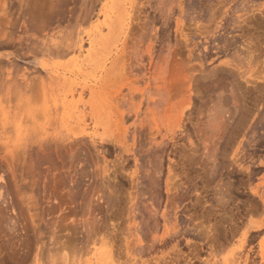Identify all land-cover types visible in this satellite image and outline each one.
I'll list each match as a JSON object with an SVG mask.
<instances>
[{
	"label": "rangeland",
	"instance_id": "374dc122",
	"mask_svg": "<svg viewBox=\"0 0 264 264\" xmlns=\"http://www.w3.org/2000/svg\"><path fill=\"white\" fill-rule=\"evenodd\" d=\"M50 1L0 0L5 61L30 23L83 40L37 57L54 90L0 80L2 138L57 145L0 155V264H264V0H73L47 33Z\"/></svg>",
	"mask_w": 264,
	"mask_h": 264
},
{
	"label": "bare ground",
	"instance_id": "6f19581e",
	"mask_svg": "<svg viewBox=\"0 0 264 264\" xmlns=\"http://www.w3.org/2000/svg\"><path fill=\"white\" fill-rule=\"evenodd\" d=\"M27 2H28V3H26L27 7L25 5H24V7L27 8L25 10H27V12H28L30 10L29 9L30 0L29 1L27 0ZM75 4H76V2L73 1V0H55L53 2L50 1L49 5H51L50 7H51V9L53 11V13H51V24H50L51 28H49V25H47V26H45L44 31L46 30L45 32H47V33L49 31L52 32V31H54V30H52L54 26H56V25L60 26L61 24L70 23L71 20H72V16H73L74 10H76V9H74ZM23 22H24L23 26H26L27 24L25 25V23L28 22V21H24V16H23ZM29 26H30V28H29ZM29 26L27 25L26 27H23V30H22V34L23 35L22 36H21V33L17 30L18 28L15 30V32L18 31L20 35H18V33H17V34L14 35V37L11 36V39L9 38L10 35L8 36V38L10 39V41L8 40V44L10 46L12 44V47L14 46V47L19 48V51H20V53H18L19 51H17V53L19 55L17 56L18 58H16V57L15 58L16 59L20 58V60H22L24 63L22 61H20V60L19 61L22 62L26 67L24 69H22L18 65L19 63L16 60L13 59L14 61H12L10 59L9 60L6 59V61H5V60H3L0 57V80L2 81V86L5 87L7 85V88H9V89L10 88L11 89L12 88H16L17 89L16 92L17 91L18 92H20V91H22V92L26 91L27 92V91L31 90L32 87H34L35 82H36V84L38 82V84L40 83L39 86H41L43 88V91L44 90L45 91L48 90L49 87H50V89L54 90V85H55L54 77L55 76H53V74L50 73L48 71V69H46L47 66L43 62H39L37 60V57L45 56V55L56 56V57L63 56V55H65V53L68 54V52H70V51H72V50H74L76 48H82L83 40L82 39H80V40L78 39L77 41H75L73 36H71L72 39H74V40L71 41L70 43L67 41L66 43L67 44L69 43V44L66 45V46H62V45H65L66 43H64L62 45H53V44L51 45L49 43L50 39H49V42H48V40L46 38L47 35H44V32H41L42 34L39 33L40 32L39 30H38V32H35V30H37V29H34V26L31 23H30ZM28 28L30 29V32H29ZM59 29H60V27H59ZM29 34H30V37H29ZM49 35H50V33H49ZM25 43H27V44H25ZM28 57H30V59H28ZM7 76H9V77H7ZM6 77H7V79H6ZM6 80H7V82L5 83ZM8 80H9V82H8ZM3 84H6V85H3ZM1 89H3V88H1ZM13 90L15 92V89H13ZM13 90H11V91H13ZM4 91H5V89H4ZM22 92H20L22 94L21 95L22 98L27 96L26 94L29 93V92H27V93L25 92L26 94L24 95V93H22ZM6 94L8 95V92ZM10 94H12V93H10ZM13 96H14V94H13ZM13 96H11V97H13ZM15 96L17 97V95H15ZM2 97H3V95H2ZM9 98L7 97V99H9ZM18 98H20V97L18 96ZM18 98H16V100ZM7 99L5 98V100H7ZM5 100H4V103H6ZM15 101H13V102H15ZM3 128H6V127H3ZM12 129L13 128H11L10 130L12 131ZM28 129H29V127H28ZM28 129H25V130H28ZM14 130L16 131L17 129L14 128ZM19 130L22 131L21 128ZM19 130H18V132H19ZM11 131H10V133H11ZM28 131H27V134L29 133ZM12 132H14V131H12ZM25 134H26V132H25ZM2 137L3 136L0 135V151H2V152H0V155L4 154L5 156H8V157L12 158L13 161L14 160H18L20 162V160H22L21 163H23V161L24 162H27V161L30 162V161H32L34 159H41V158L49 159L50 157H52V155L55 152H57V151H55L57 149V145H56V143L54 141H51V140L50 141H48V140L47 141L46 140H44V141L40 140V142H38L39 140H32V143H30V139L31 138H29V139L27 138L26 140H21L19 143H17L18 141L15 142L16 139L14 141V140L11 139V137H9L10 139L8 138V136H7V138H2ZM14 233H16V232H14ZM1 239H2V236H1ZM6 245H9V244H6ZM1 248H2V245H1Z\"/></svg>",
	"mask_w": 264,
	"mask_h": 264
}]
</instances>
